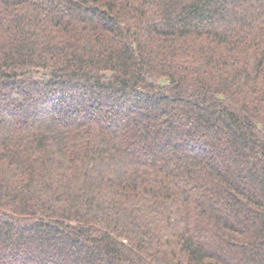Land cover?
I'll use <instances>...</instances> for the list:
<instances>
[{"label":"trees","instance_id":"1","mask_svg":"<svg viewBox=\"0 0 264 264\" xmlns=\"http://www.w3.org/2000/svg\"><path fill=\"white\" fill-rule=\"evenodd\" d=\"M0 264H264V0H0Z\"/></svg>","mask_w":264,"mask_h":264}]
</instances>
